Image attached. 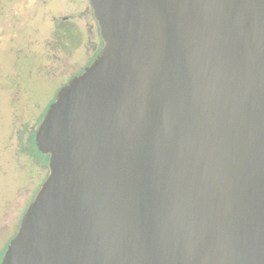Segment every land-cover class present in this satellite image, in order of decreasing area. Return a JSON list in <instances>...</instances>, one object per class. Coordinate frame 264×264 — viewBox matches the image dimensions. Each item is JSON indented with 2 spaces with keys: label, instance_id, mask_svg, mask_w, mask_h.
Instances as JSON below:
<instances>
[{
  "label": "water",
  "instance_id": "95a60500",
  "mask_svg": "<svg viewBox=\"0 0 264 264\" xmlns=\"http://www.w3.org/2000/svg\"><path fill=\"white\" fill-rule=\"evenodd\" d=\"M88 2L2 264H264V0Z\"/></svg>",
  "mask_w": 264,
  "mask_h": 264
},
{
  "label": "rangeland",
  "instance_id": "374dc122",
  "mask_svg": "<svg viewBox=\"0 0 264 264\" xmlns=\"http://www.w3.org/2000/svg\"><path fill=\"white\" fill-rule=\"evenodd\" d=\"M41 1L35 0L34 5L39 13L20 21L35 43L34 51L25 45L14 49L10 56L4 51L5 45H0V224L3 214L9 218L14 213L23 216L48 171L41 158L30 161L18 156L21 148L17 138L37 128L56 91L87 60L91 21L88 0H47L46 7ZM19 2L15 9H22ZM44 39L49 40L51 55L57 52L60 61L43 62L41 56H36ZM97 40L100 45V35Z\"/></svg>",
  "mask_w": 264,
  "mask_h": 264
},
{
  "label": "flooded vegetation",
  "instance_id": "af4514ba",
  "mask_svg": "<svg viewBox=\"0 0 264 264\" xmlns=\"http://www.w3.org/2000/svg\"><path fill=\"white\" fill-rule=\"evenodd\" d=\"M19 1H20L19 3L21 4L22 9H18V8L15 9L14 7L18 4V0H0V45L1 44L5 45L4 51H6L7 54H9L10 56L14 49H16L17 47L25 46V45L26 46L30 45L34 51L35 43L28 38L29 35L27 31H25L22 28L23 22H20V21H27L30 17L32 16L34 17L36 13H39L40 9L39 7L38 9H35L34 7L35 0H19ZM9 2L12 3L13 5L12 4L9 5ZM41 2H42V7H46L47 0H42ZM88 9L90 12L91 21L89 24V30H87V35H88V46H87V52H86L87 60L83 66L81 67L79 66L77 68L75 73L69 79H71L75 75L80 74L94 60V58L98 55L102 47V44H103L101 40V44L99 45V40H97L98 35H99V29L92 15V10H91L90 5L88 6ZM45 15H41L42 19H44ZM60 18L64 19L65 17L60 16ZM13 26H18L20 27V29L11 28ZM2 39L3 41H1ZM51 51L52 50H51L49 40L44 39L43 43L40 46V50L36 51V56H39V58L41 56L42 57L41 59L43 62H50V60H52L53 63H55L56 61H60L59 55L57 54V52L51 55ZM57 68L58 70H62L63 67L57 64ZM58 90L56 91L52 101L55 99V96ZM35 130L33 132L34 134L33 138H31V136H28L30 133H28L25 136H22L21 138L20 137L17 138V140L20 141V143L18 142V144L21 148L20 149L21 153L17 152L18 156L23 155L24 157H27V159L30 161H32L33 158L35 159L41 158L42 160H44L45 156H47V162H48V155L42 154L36 147ZM45 168H47V163L45 164ZM47 173L44 177L47 176ZM2 216H3L2 224H0V232H1V235H0V264H2L3 262L5 252L11 240L15 236L18 230V227L20 225L21 219L23 217V216L19 217L17 213L11 214L10 218L6 217L7 214H3ZM3 234L4 236L5 234H7L6 235L7 237H4Z\"/></svg>",
  "mask_w": 264,
  "mask_h": 264
},
{
  "label": "trees",
  "instance_id": "16d2710c",
  "mask_svg": "<svg viewBox=\"0 0 264 264\" xmlns=\"http://www.w3.org/2000/svg\"><path fill=\"white\" fill-rule=\"evenodd\" d=\"M32 131V130H31ZM33 132L34 131H32V132H30V134L28 135V136H31V138H33L34 137V134H33ZM44 164H46L47 163V156H45V158H44Z\"/></svg>",
  "mask_w": 264,
  "mask_h": 264
}]
</instances>
